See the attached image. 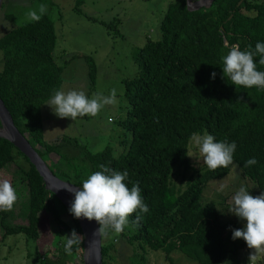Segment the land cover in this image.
I'll return each mask as SVG.
<instances>
[{"label":"trees","instance_id":"obj_1","mask_svg":"<svg viewBox=\"0 0 264 264\" xmlns=\"http://www.w3.org/2000/svg\"><path fill=\"white\" fill-rule=\"evenodd\" d=\"M6 18L13 19L11 15ZM160 31L161 39H149L137 54L139 74L124 81L126 113L119 126L130 138L105 151L95 154L77 138L65 136L55 143L44 138L41 110L54 91L61 89L64 73L54 55L55 23L47 14L1 37L0 97L16 127L57 177L82 187L83 180L104 165L127 171L129 188L139 184L149 212L133 214L119 236L102 239L103 264H148L151 252L164 254L169 264L177 263L174 254L192 264H242L239 252L244 244L233 249L227 245L236 242L230 229L244 225L227 220L215 204L204 203L203 196L209 183L225 179L234 169L264 192V89L236 87L222 78L221 68V58L232 45L246 51L249 47L254 50L257 42L264 43V1L215 0L211 7L191 12L185 0H174ZM259 59L254 57L257 70L264 71ZM90 78H95L94 65H90ZM205 132L216 142L236 143L234 163L215 171L206 168L196 178L189 177L185 188L177 187L173 176L184 181L192 168L187 155L190 137ZM50 155L58 156L57 164L68 163L71 170L57 175L48 164ZM17 156L28 164L20 172L28 187V201L22 207L27 224L11 225L12 212H0L4 238L22 234L38 241L46 214L55 236L37 264H72L77 259L84 264V240L68 255L62 238L73 229L83 236L79 221L46 189L30 160L0 137V171ZM253 157L257 164L244 167ZM137 215L141 219L134 223ZM64 216L68 223L62 220Z\"/></svg>","mask_w":264,"mask_h":264},{"label":"rangeland","instance_id":"obj_2","mask_svg":"<svg viewBox=\"0 0 264 264\" xmlns=\"http://www.w3.org/2000/svg\"><path fill=\"white\" fill-rule=\"evenodd\" d=\"M173 1L3 0L4 5L0 11V39L6 31L33 21L28 14L31 11H37L39 14L41 4L47 7L45 14L54 21L57 34L54 55L57 63L64 67L61 89L65 92L72 89L82 90L89 98L94 94L108 96L113 88L116 89L117 103L105 106L95 117L85 116L75 121L59 119L44 104L41 112L44 120V138L48 143L58 142L65 136L77 138L79 143L96 154L105 151L109 145L119 143L120 140H129L128 132L119 126L121 118L126 113L124 81L133 79L139 74L136 57L146 42L149 39L152 41L161 39L160 25ZM7 15H11L13 19L9 21ZM1 61L0 52V72ZM90 65H94L95 68L93 80L90 78ZM189 151L192 168L187 172L184 181H181V176H173L172 181L177 187L185 188L189 177L196 178L207 168L202 163L195 146ZM75 152L76 150L72 154ZM58 159L56 155L47 158L52 170L61 176L63 171L68 172L71 167L65 161L57 164ZM83 166L88 168V165L83 164ZM26 168L28 164L17 156L15 162L0 171V180L8 179L18 197L13 209L9 211L12 212L9 224L14 226L27 224L22 216V207L28 201V187L25 178L23 182L21 181L24 176L20 173L21 169ZM182 171L180 172L183 173ZM223 182L226 187L222 191L219 190V181L209 183L204 192L203 202L215 204L227 220L238 221L245 226L244 222L229 211L232 196L241 185L245 186L253 196H258L261 192L237 169L223 179ZM60 212H63L61 208ZM62 220L65 223L69 222L66 216L62 217ZM40 233L41 237L38 241L27 240L22 234L4 238V231L0 227V264H37L43 250L51 244L54 235L50 230L49 217L46 214ZM111 236L114 235L106 239H112ZM242 243L244 246L239 252L240 259L242 264H249L250 250L245 241L241 239L229 242L227 247L233 249L235 245ZM164 257L162 253L151 252L147 256V262L169 264ZM174 258L177 259L176 264H192L180 254H174ZM72 264H82V261L77 259ZM257 264H264V257L258 260Z\"/></svg>","mask_w":264,"mask_h":264},{"label":"clouds","instance_id":"obj_3","mask_svg":"<svg viewBox=\"0 0 264 264\" xmlns=\"http://www.w3.org/2000/svg\"><path fill=\"white\" fill-rule=\"evenodd\" d=\"M47 12V7L43 4L37 11H31L28 15L33 21H39L41 16ZM259 56V63L264 65V43L257 42L255 49L249 47L246 51H241L238 45H232L227 55L222 59L223 77L231 81L232 85L245 88L257 87L264 89V71H258L255 56ZM214 80L216 73H211ZM116 89L111 90L110 95L104 96L94 94L89 98L82 90L63 89L55 90L53 95L45 103L52 113L59 119H70L75 121L77 118L85 116L95 117L105 106L115 105ZM195 146L202 163L210 170L218 168H228L234 163L233 154L237 145L235 142L226 141L216 142L215 137L205 132L203 135L193 133L189 140V150ZM189 157L190 151L187 153ZM257 164L253 157L245 162L244 167ZM101 171L90 174L82 182V188L72 187L67 184L61 188L74 195V200L70 202V214L76 218L96 221L99 228L94 233L100 239L109 238L110 235L119 236L129 226V217L135 213L146 214L149 212L148 205L141 196V189L138 183H134L131 188L125 183L128 178L127 171H114L104 165H100ZM220 188L223 190L226 185L223 180L219 181ZM17 194L8 179L0 180V212H9L13 209ZM229 211L246 222L240 229H230L232 239L245 241L250 250L249 264H257L258 260L264 257V192L258 196H253L247 188L241 185L232 196ZM140 215L136 216L134 223H139ZM64 251L71 255L74 246L79 248L83 243L84 237L78 234L75 229L70 235H65ZM94 242V241H93ZM224 264H230L225 261Z\"/></svg>","mask_w":264,"mask_h":264},{"label":"water","instance_id":"obj_4","mask_svg":"<svg viewBox=\"0 0 264 264\" xmlns=\"http://www.w3.org/2000/svg\"><path fill=\"white\" fill-rule=\"evenodd\" d=\"M121 1V0H120ZM189 11H198L202 8H209L215 0H185ZM242 2L239 3V5ZM3 0H0V11L3 6ZM0 137L9 140L15 145L36 167L37 171L44 180L45 187L52 192L67 209H70V202L74 200V195L67 190L61 189L70 184L75 188H82L73 183L62 180L57 177L49 168L47 163L38 154L32 144L16 127L13 117L0 97ZM82 228L84 237V264H103L102 239L95 237L94 233L99 228L96 221L87 219L78 220ZM94 241V242H93Z\"/></svg>","mask_w":264,"mask_h":264}]
</instances>
